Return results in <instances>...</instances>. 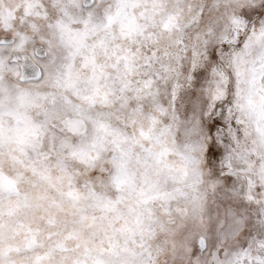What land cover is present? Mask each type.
<instances>
[{
  "label": "snow or ice",
  "instance_id": "1",
  "mask_svg": "<svg viewBox=\"0 0 264 264\" xmlns=\"http://www.w3.org/2000/svg\"><path fill=\"white\" fill-rule=\"evenodd\" d=\"M0 264H264V0H0Z\"/></svg>",
  "mask_w": 264,
  "mask_h": 264
}]
</instances>
